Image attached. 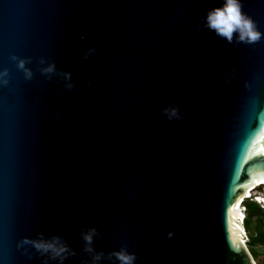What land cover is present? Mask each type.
<instances>
[{
  "label": "water",
  "instance_id": "95a60500",
  "mask_svg": "<svg viewBox=\"0 0 264 264\" xmlns=\"http://www.w3.org/2000/svg\"><path fill=\"white\" fill-rule=\"evenodd\" d=\"M223 3L0 0V264H59L17 246L40 233L75 250L64 264H90V227L96 251L126 245L135 264H253L228 213L264 190V39L197 27ZM242 5L264 32V0ZM13 54L32 58L31 80ZM40 57L75 87L42 74Z\"/></svg>",
  "mask_w": 264,
  "mask_h": 264
},
{
  "label": "clouds",
  "instance_id": "9594fccd",
  "mask_svg": "<svg viewBox=\"0 0 264 264\" xmlns=\"http://www.w3.org/2000/svg\"><path fill=\"white\" fill-rule=\"evenodd\" d=\"M242 0H224L221 7H215L210 9L206 17L202 18V22L197 26L201 30L211 29L214 30L216 35L226 41L228 44H249L253 45L259 43L264 39V32H261L258 28L257 22L249 16L247 13L242 11ZM235 34V36H234ZM95 52V48H89L85 52V59L88 55ZM10 59L16 63V67L21 70L26 80L33 78V71L27 67L32 62L31 57L21 58L13 54ZM38 63L40 65H47L41 67L39 71L47 75L51 79L52 75L60 76L66 83L65 88L72 90L75 85L72 83V75L70 72H58L55 63H48L44 57H40ZM232 74L235 73L236 69L230 70ZM9 70L4 68L0 70V86H6L9 83ZM227 79H230L228 77ZM226 79V82H227ZM162 113L167 117L169 121L182 119L180 109L175 104H169L167 107L162 109ZM257 188H262L259 186ZM256 188V189H257ZM263 191V188H262ZM264 197V195H263ZM249 199V197L244 198ZM253 201L263 210L258 201ZM264 211V210H263ZM100 235L96 227H90L81 232V237L84 241V252L90 257V264H100L103 259L115 258L118 264H135L137 256L135 252L128 251L126 245L121 246L118 251H113L105 256V253L98 252L93 247L94 238ZM175 234L173 232L167 233V238L171 239ZM245 232L242 227V236ZM25 245L34 248L41 256H46L49 260L58 261L59 264H64V261L70 257L75 256L76 252L64 241L60 236H52L51 238H45L43 233L38 234V238L32 239L24 237L18 242V247L23 248L24 254L31 258V253ZM47 264V261H45Z\"/></svg>",
  "mask_w": 264,
  "mask_h": 264
},
{
  "label": "trees",
  "instance_id": "16d2710c",
  "mask_svg": "<svg viewBox=\"0 0 264 264\" xmlns=\"http://www.w3.org/2000/svg\"><path fill=\"white\" fill-rule=\"evenodd\" d=\"M245 246L255 264H264V211L249 199L243 201Z\"/></svg>",
  "mask_w": 264,
  "mask_h": 264
},
{
  "label": "bare ground",
  "instance_id": "6f19581e",
  "mask_svg": "<svg viewBox=\"0 0 264 264\" xmlns=\"http://www.w3.org/2000/svg\"><path fill=\"white\" fill-rule=\"evenodd\" d=\"M254 187L251 189V190H247L244 194V196L241 198V199H244L247 197V195L252 192L253 190H255L257 187L261 186L260 183H255V184H252ZM263 194H264V190L262 191ZM260 199V198H259ZM241 200H237L235 202V204L233 205V207L231 208V212L232 213H238L239 215H235V216H229V213H228V223H229V220H231V224L233 221H236L238 223V227H239V240L242 242V226L240 225V219L242 218V215L241 213L237 210V207H238V203L240 202ZM256 201V200H255ZM238 202V203H237ZM229 211V212H230ZM243 243V242H242Z\"/></svg>",
  "mask_w": 264,
  "mask_h": 264
},
{
  "label": "snow or ice",
  "instance_id": "6c2138e0",
  "mask_svg": "<svg viewBox=\"0 0 264 264\" xmlns=\"http://www.w3.org/2000/svg\"><path fill=\"white\" fill-rule=\"evenodd\" d=\"M257 136H264V129H261L257 134ZM256 139V136L253 137V140ZM252 146V141L251 143L249 144V148ZM258 154H264V153H258ZM242 187H245V189L247 188L246 185H242ZM238 203V202H237ZM235 215H239L238 213H232L231 211L229 212V216H235ZM229 232H230V235H231V238H232V243L234 246H236L237 250H239L240 248V244H237V241H236V238H235V235L231 232V220H229ZM242 244V242H241ZM254 264V262H253Z\"/></svg>",
  "mask_w": 264,
  "mask_h": 264
},
{
  "label": "rangeland",
  "instance_id": "374dc122",
  "mask_svg": "<svg viewBox=\"0 0 264 264\" xmlns=\"http://www.w3.org/2000/svg\"><path fill=\"white\" fill-rule=\"evenodd\" d=\"M263 192H262V188H257L255 190H253L252 192H250L247 197L250 198V200L253 201V199H255L256 201H258L259 203H261L260 205L262 207H264V197H263ZM246 197V198H247ZM260 198V199H259ZM246 236V234H245Z\"/></svg>",
  "mask_w": 264,
  "mask_h": 264
},
{
  "label": "built area",
  "instance_id": "2783aa9c",
  "mask_svg": "<svg viewBox=\"0 0 264 264\" xmlns=\"http://www.w3.org/2000/svg\"><path fill=\"white\" fill-rule=\"evenodd\" d=\"M243 201L244 199H241V201L238 203V207H237V210L241 213L242 215V218L240 219V225L242 226V222H243V219H244V215H245V209H244V206H243ZM264 210V208H263ZM246 236L243 235L242 236V242L243 244L245 245V242H246Z\"/></svg>",
  "mask_w": 264,
  "mask_h": 264
}]
</instances>
